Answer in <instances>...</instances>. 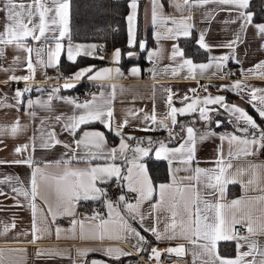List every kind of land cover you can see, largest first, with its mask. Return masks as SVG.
<instances>
[{
	"label": "snow or ice",
	"instance_id": "snow-or-ice-1",
	"mask_svg": "<svg viewBox=\"0 0 264 264\" xmlns=\"http://www.w3.org/2000/svg\"><path fill=\"white\" fill-rule=\"evenodd\" d=\"M70 5L71 0H0V14L3 15L4 26L0 31V57L4 55V49L11 46L19 52L26 54V68L29 75L17 77L11 75L10 81H29L34 79L36 65L42 68H57L60 64L61 54L66 53L67 60L75 63L77 57L87 56L98 59H105L103 55L97 52L96 44H74L70 28ZM208 5L217 7L208 9L203 13L204 19L211 23L220 12H227L231 15L235 13V18L225 20V24H236L239 22V31L235 33L234 39L218 44L209 45L206 42V32L199 33L197 44L200 48L211 51L213 47L227 48L235 51L238 43L241 41V33H246L249 27L256 29L257 35L264 40V22L255 23V13L250 10V0H173V7L181 13L187 11L189 15L181 16L177 19L175 16L165 15L163 11L162 0H151V23L157 29L164 28L162 33L157 30L155 38L179 40L180 37H191L194 24L191 22L193 16L191 12L195 8H207ZM130 9L126 17L128 25V47H136V22L138 17L139 0H130L128 3ZM171 23L172 27L167 25ZM29 39L40 43V46L32 47ZM66 41V42H65ZM146 47V42L139 44L140 49ZM264 49V43L261 44ZM35 54V63L33 60ZM121 50L115 49L112 59L119 64L121 59ZM126 55L133 57L137 55L135 51L129 50ZM46 57V58H45ZM181 58L178 68H171V75L177 76L178 69L187 67L188 78L196 79L197 72L203 76L209 69L215 67L216 71L212 74L220 73L219 78L224 79L227 73L223 71L227 62L234 58L230 55L212 56L208 63H194L192 59L185 58L184 51L178 44L173 45L171 59L176 61ZM149 61L154 58L160 59L159 51H151L147 56ZM20 57L16 56L13 63L19 62ZM239 63V60L236 61ZM2 71H15V69H0ZM155 72V70H152ZM165 74L169 68L163 69ZM139 67L131 69L132 76H138ZM123 73L119 67L100 68L90 65L79 69L66 80L81 81L87 78L90 81L111 80L113 77H121ZM249 76L264 79V61L257 63L253 69H248L244 73ZM8 81H5L7 83ZM103 86V85H101ZM64 89L76 87V84L66 82L62 85ZM105 98L101 92L99 95L93 94L91 99L78 102L74 98L58 96L61 88L56 87L49 93L47 101L27 100V106L32 109L34 105H39L48 110L52 109L54 99L61 100L70 105L73 109L71 115L60 114L54 116V120L61 124L72 139L71 142L61 141L57 138L54 129L45 130L46 119L40 122L39 138L42 149H50L61 145L66 149L64 157L53 164H47L44 168L36 166L35 161L29 156L26 160H16L13 163L26 164L33 168L30 177V189L23 186V182L18 177L8 176L0 183H11L16 180L20 186L12 187V191L17 196H23L29 200V206L32 211V234L33 240L29 243H35L42 239L43 235L50 234L47 226V217L44 218V226H38L36 222L37 205L36 199L39 197L47 206V213L50 214L54 223L58 216L75 217V208L80 201L95 200L100 201L107 208V217L95 212L91 216L81 219L71 220L72 238L75 239L77 225L79 226V239H104L123 240L127 242L129 238L135 240L131 246L137 249L136 255L148 250L150 241L141 234L132 222L136 221L144 224L146 216L143 212V205L151 202L154 194L158 192L159 199L156 203L150 204L149 217H154L155 223L152 227L144 228L156 241L183 239L191 245V249H186L184 244L176 247L167 248L164 251L169 254H175L177 257H184L190 251L192 264H264V241L258 237H264V215L259 218H253L250 198L241 197L232 200L227 199V189L230 184L242 183L237 179L245 173L244 169H237L232 173V160H239L241 157L248 158L264 152V127H261L257 120L250 115L244 108L235 104L226 102L224 96L208 95L203 98L195 97L190 100L186 94L182 98L184 107L177 108L173 106V93L171 89L165 88L169 93L165 103L169 111L163 119L157 120L155 108L151 114L144 112L142 117L146 127L142 131H157L163 129L167 131V140L169 143L179 141L178 146L168 147L163 140H153L148 138H137L126 136L123 128L130 124L129 117H136L139 112L129 109L124 119L117 123L114 117L113 99L115 90ZM224 89H231L237 95L245 93L248 95V103L258 113V116L264 120V88H256L251 85L235 81L232 85L223 86ZM32 91L31 87H25L23 90L17 89L13 99L15 105H5L7 97L0 99V106L17 107L23 103L22 97L26 92ZM193 94L196 89L190 90ZM205 91L207 88L205 87ZM243 98V97H242ZM218 105L229 115V123L235 126L232 133L219 134V139L227 141L228 153L224 155L223 143L217 149V158L215 167L202 168L193 167L196 160V150L198 141L203 142L211 137L217 136L212 129V123L216 127L221 126L220 120L213 121L211 113L216 111L208 106ZM198 112V119L203 121L207 127L205 131L200 132L191 125H179V131H174L177 127V115H185ZM35 111H30L29 115L36 116ZM151 122L148 124L147 122ZM167 121V122H166ZM99 122L109 132H113L119 138V144L110 147L106 135L103 131L86 130L82 126L92 125ZM193 124L195 121L192 122ZM155 125V127H152ZM9 129L0 127V134ZM21 130L19 121H16L11 127L10 132L15 136ZM239 133V134H237ZM136 140V145L132 146L127 141ZM147 143V147L142 146ZM30 145H22L15 149L16 153L27 151ZM31 147L35 150V137L32 139ZM154 153L156 159L166 160L169 165L170 182L160 183L158 188L154 185L148 174L146 164L143 162L145 157ZM93 161H102L93 165ZM121 161L124 165L118 164ZM0 163H4L0 161ZM83 163L85 167H74ZM264 165L254 163L249 164L252 178L246 184H243L245 191L251 185H258L260 178V169ZM185 173L181 176L180 173ZM115 178V180H114ZM118 183L121 188H126V192L119 195L116 201L109 198V189L103 185ZM264 191V189H261ZM4 193L0 191V195ZM258 202L264 203V195L255 198ZM134 201V202H132ZM168 213L164 229L161 231L158 227L160 222V213ZM237 225L246 228L247 235H240ZM15 228V222L12 225H5L3 233H7ZM57 238H59L62 229H55ZM221 241H235L236 256L234 258L220 255L218 243ZM246 248V251L241 249ZM151 258L157 262L161 260L162 252L151 247ZM9 251H26L25 249H11ZM102 251L103 255L112 258L114 261H120L123 257L133 255L120 247H105L103 249L83 248L77 249L78 256L86 257L89 252ZM38 256L54 259L63 257L65 253L59 250H43L37 252ZM0 264H6L4 250L0 249ZM9 264H14L9 258ZM90 264H107L106 261L92 260Z\"/></svg>",
	"mask_w": 264,
	"mask_h": 264
},
{
	"label": "crops",
	"instance_id": "crops-1",
	"mask_svg": "<svg viewBox=\"0 0 264 264\" xmlns=\"http://www.w3.org/2000/svg\"><path fill=\"white\" fill-rule=\"evenodd\" d=\"M129 2L130 0H127V5ZM162 3L164 5L163 11L165 15L175 16L177 19H179L182 15H189V12L185 11L181 13L175 7H173V0H162ZM150 7L151 0H139L138 16L141 19L140 25L142 35L137 40L136 48L128 49L125 52L126 57H128L126 53L129 50L135 51L137 53V55L131 58L128 57L131 59L129 63L125 65L122 63L123 54L121 55L119 64H116L113 61V52L115 51V49H117V47L109 45L108 48H105L103 46V43L100 41L72 39L74 44H96L98 46V54L103 55L105 59L101 60L93 57L80 56L77 57L75 63H72L67 60L66 53H62L60 64L57 68L49 67L45 69L39 65H36L35 77L31 80L34 81L32 91L26 92L24 94V96L22 97V100L24 101L23 103L19 104L17 107L0 106V127L9 129L3 134H0V161L4 162L0 163V180H3L8 176L18 177L19 181L23 182V186L26 189H30V177L33 168L29 167L26 164L13 163V161L26 160L29 156H31L33 161H35L36 166L44 168L45 165L50 163L54 166L55 161L60 160L62 157H64L66 149L61 145H57L50 149H42L39 146L40 134L38 129L40 128L41 120L48 118L46 119L45 130L48 131L54 129L58 139L70 143L72 138L65 131H63L61 124L57 123L54 120V116L60 114L71 115L73 111L72 107L58 99H54L52 101L51 110L42 108L39 105H34L32 109H29L27 106V100L29 99L47 101L49 93H51L52 90L56 87L61 88L60 92L56 93V95L73 98V94L84 90L89 84L94 83V85L97 87V91L93 94L99 95L101 92H103L105 94V98H107L113 92V86H115V97L113 99L112 105L114 109L115 121L117 123L121 122L129 109H133L139 112L138 116L134 118L129 117V126L123 128V133L126 136L137 137L140 134H143L145 138L151 137L149 133L140 130L147 125L142 119L144 112H140L139 110L143 109L148 114H151L153 108H155L157 120L159 121L160 119H163L169 111L167 104L165 103L166 97L169 93H166L164 91L165 88L171 89V93L174 94L172 101L174 107L181 108L185 106V103H182V98L186 94L190 97V100L188 102H191V99L195 97L203 98L208 95H211L213 97L224 96L227 103L235 104L239 107L244 108L257 120V123H259L261 127H264L263 120L258 116V113H256V111L248 103V95L246 94L247 90H245V93L237 95L236 92L232 91L230 88H223V86L225 85H232L235 81H241L244 84L251 85L256 88H264V79L252 76L246 78L244 75V73L247 72L248 69H253L257 63H259L260 61H264V49L261 48V44L264 43V40H262L257 35L256 29L249 27L246 33L240 34L242 42L237 44L234 52L233 50L227 48L213 47L211 51L204 49L205 58L200 60H194L190 56L185 55V58L192 59L193 62L197 64L208 63L210 61V57L212 56L218 57L222 55H230L234 58L230 59L227 63L232 64L236 67V69L238 70V76L220 79V73H217V75L212 74L214 71H216L215 67L209 69L203 76H200L199 72H197L196 79L188 78L187 67H185L184 69H178V75L172 76L171 68H178V64L179 62H181L180 57H177L176 61H173L171 59L173 45L178 44L181 49L182 47L180 46L178 40H156V31L159 30L163 33L165 29H157L154 25H152ZM215 7L217 6L208 5L206 9L195 8L192 10L191 15L193 16V19L191 22L194 24L192 33L195 35L196 43L201 31L206 32V42L209 45L213 46L234 39L235 33L239 31V22H237L236 24L224 23L225 20H231L235 18L234 12L231 15H229L227 12H220L216 16L214 21H212L211 23L207 22L204 19L203 13L206 10ZM129 12L130 9L127 6L125 20ZM254 22L259 23L264 21L254 20ZM3 26V15L0 14V31H3ZM167 26L172 27L171 23H169ZM148 37H150L151 43L148 42ZM128 39V25L126 20L127 45ZM142 42H146V47L144 49L139 48V44ZM29 44L32 47L40 46V43L31 41L30 39ZM151 51H159L160 59L156 60L154 58L152 60L155 62V64L149 67V76H145L143 73V69L147 66V56ZM16 56H19L20 60L17 63H13ZM3 57L4 60L3 63L0 64V69L14 68L15 71L5 72L0 70V99L7 97V99L4 101V104L15 105L17 103L16 100L13 99L15 91L17 89L23 90L24 88L21 89L19 87L18 81H10L9 77L11 75H15L17 77L29 75L25 63L26 54L24 52H19L15 48L9 46L4 49ZM33 60L35 63L34 53ZM237 60H239V63L236 62ZM90 65H95L97 69L105 67H119L123 75L121 77H113L111 80L105 81H90L87 78H84L81 81L71 80L68 82L76 84V87L71 89H64L62 87V85L66 82L58 83L54 81L61 73L65 72L71 76L79 69ZM133 67H139L140 73L138 76L131 75V69ZM166 67L169 68L167 74H165V72L163 71V69H165ZM152 70H155V72H153ZM5 81L8 82L5 83ZM205 87L207 88V91H205ZM191 89H196V93L193 94L190 91ZM89 99H91V97ZM208 107L216 110L211 113L213 121L220 120L222 123L220 127H216L215 123H212L211 125L212 129L217 133V136L211 137L203 142L198 141L196 160L193 162V167H215L217 149L221 145V143H223L224 155L225 157H227V141L222 142L219 139V134L232 133L235 131V126L232 123H229V115L224 111V109L220 108L218 105H210ZM30 111H35L37 113L36 116H30ZM198 115V112L185 115L178 114L177 120L179 117L189 116V119L187 120L185 125H191L198 131L203 132L205 131L207 125L203 121H200L198 119ZM16 121H19L21 130L18 131L15 136H13L10 132V127ZM193 121H195L194 124L192 123ZM147 123L150 124L151 122L149 121ZM152 127H155V125H152ZM82 128L86 130L103 131L106 135L108 145L110 147L119 144V138L116 137L113 132H109L99 122H96L92 125L82 126ZM174 131H176V129ZM165 135L168 136L167 131H165ZM33 137H35L34 151L31 147ZM132 141L133 140H128L127 142L130 145L135 146L136 141H134L133 143ZM164 142L168 147H176L179 144V141H175L172 143H169L167 141ZM22 145H30V147L27 151L16 153L15 149ZM142 146L147 147V143L145 142V144H143ZM150 156L155 158L154 153H150ZM143 162L145 163V158ZM163 162L165 164L166 174L163 180L154 183L157 188L160 183L170 182L169 165L166 160H163ZM231 162L233 164V174L236 173V170L238 168L244 169L246 171L243 175L237 177V179L239 181H242V183L234 184L236 186L235 194H229L227 189V199L230 201L232 199L241 197L250 198V206L252 208L253 218L255 219L261 217L262 215H264V203L258 202L255 198L264 195V191H261V189H264V168L260 169V178L258 181V185H251L249 186L248 190L245 191L243 184H246L248 180L252 178V173L249 169L250 163L264 165V152H260L253 157H241L239 160L233 159ZM97 163L103 162L93 161V165ZM117 163L121 164L122 167L124 166L121 161H117ZM73 166L85 167L83 163H80L78 165L74 164ZM180 175L183 176L185 175V173L182 172L180 173ZM14 186L19 187L20 184L16 180H13L10 184L0 183V191L4 193L3 195H0V233H3L5 225L10 226L13 222H15L14 229H11L7 233V235H0V249L4 250L6 264H9V258L14 262V264H90L92 260L106 261L107 264H130L129 259L132 255L129 257H123L120 261H114L112 260V258L104 256L102 251L89 252L86 257L78 256L77 254V249H103L109 246L120 247L126 252H130L132 254L137 252V249L131 246L135 243V240L131 238H129L127 242L123 240H113L107 238L103 241L99 239H79L78 225L76 232L77 238H72V233L70 231L72 227L70 222L72 219H81L86 216H91L95 212H99L101 214V211L105 212V214L102 216H105V218L107 217V208L100 201L82 200L76 205L75 217H69L66 215L58 216L53 223L50 214L47 213V206L38 197L35 201L38 209L36 214V222L38 226L43 227L44 218L47 217V226L50 229V234L43 235V238L37 240L35 243H29V241L33 240L32 211L29 206V200L24 198L23 196H17V194L12 191V187ZM103 186L108 187L109 198L113 201H116L119 194L123 193L126 190V188L122 189L121 185L115 182ZM158 199L159 196L157 192L156 194H154L153 199L150 203L146 202L143 205L142 210L146 216L143 225L136 221L132 222L133 226L136 227L138 231H141V234L145 235L150 241L148 250L142 252L149 258V261L140 264H192L190 251L184 257H177L175 254H169L164 251L167 248L176 247L180 244H184L186 249H191V245L187 241L183 239H176L171 241H156L149 232L144 231V228L152 227L155 223L154 217H149L147 214L150 211V204L156 203ZM167 215L168 213L163 211L160 213V222L158 227L161 231L164 229L165 223L167 222ZM57 227L62 229L59 238H57V234L55 231ZM236 227L239 230L240 235H247L245 227L241 225H237ZM258 238L261 241H264V237ZM231 242L233 243V252L227 254L221 253L219 251L220 255L230 258H234L236 256L235 241ZM151 247H156L162 252L161 260L159 262L151 258ZM11 249H25L26 251H9ZM40 249L59 250L65 253V255L63 257L58 256L54 259H48L47 257L37 255V252ZM241 250L246 251L247 249L244 248Z\"/></svg>",
	"mask_w": 264,
	"mask_h": 264
},
{
	"label": "trees",
	"instance_id": "trees-1",
	"mask_svg": "<svg viewBox=\"0 0 264 264\" xmlns=\"http://www.w3.org/2000/svg\"><path fill=\"white\" fill-rule=\"evenodd\" d=\"M127 6V0H71L70 28L72 39L100 41L105 48H108L109 45L117 47L123 54L122 63L124 65L129 63L131 59L125 56V52L129 49L126 44L125 14ZM250 10L255 13V21H264V0H250ZM140 20L138 16L136 41L142 35ZM148 42L151 43L150 37H148ZM178 42L185 55L194 60L205 58V50L196 43L193 33L191 37L179 38ZM188 119L189 116L179 117L176 131H179V125H185ZM144 132L149 133L153 140L169 142L163 129ZM145 163L153 183L165 178L166 168L163 160L155 159L149 155L145 157ZM235 192L236 186L230 184L228 193L233 195ZM218 250L221 253H231L233 252V243L221 241L218 243Z\"/></svg>",
	"mask_w": 264,
	"mask_h": 264
},
{
	"label": "built area",
	"instance_id": "built-area-1",
	"mask_svg": "<svg viewBox=\"0 0 264 264\" xmlns=\"http://www.w3.org/2000/svg\"><path fill=\"white\" fill-rule=\"evenodd\" d=\"M3 60H4V57H0V64L3 63ZM154 64H155L154 61H149V60L147 61V66L143 69V73L145 76H149V74H150L149 67L153 66ZM223 71L225 73H227L226 77L238 76V70L232 64L227 63L225 68L223 69ZM61 75L65 78L70 76L68 73L64 72V73H61L54 81L58 82V83L70 81V80L59 78ZM33 82L34 81H31V80H29V81H18V85L21 89H23L25 87L33 88ZM200 89H202V88H200ZM96 91H97V87L94 85V83H91L84 90L76 92L75 94H73L72 97L74 99H76L78 102H81V101L88 100L91 97V95ZM263 125H264V120H263ZM137 138H145V136L143 134H140L139 136H137ZM134 141H136V140H133L132 143ZM124 192H126V190ZM123 193H121V194H123ZM121 194H119V195H121ZM104 214H105V212L101 211V215H104ZM239 228H240V226H239ZM148 261H149V258L145 254L140 253V255H136V252L129 259L130 264H140V263L148 262Z\"/></svg>",
	"mask_w": 264,
	"mask_h": 264
},
{
	"label": "bare ground",
	"instance_id": "bare-ground-1",
	"mask_svg": "<svg viewBox=\"0 0 264 264\" xmlns=\"http://www.w3.org/2000/svg\"><path fill=\"white\" fill-rule=\"evenodd\" d=\"M151 255H152V254H151ZM151 255H150V256H151Z\"/></svg>",
	"mask_w": 264,
	"mask_h": 264
}]
</instances>
